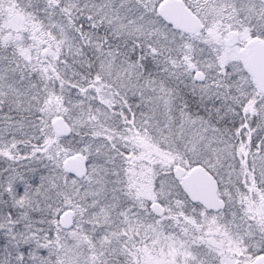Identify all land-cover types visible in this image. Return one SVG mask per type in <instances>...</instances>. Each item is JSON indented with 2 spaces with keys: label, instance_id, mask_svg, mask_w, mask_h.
Returning a JSON list of instances; mask_svg holds the SVG:
<instances>
[{
  "label": "snow or ice",
  "instance_id": "6c2138e0",
  "mask_svg": "<svg viewBox=\"0 0 264 264\" xmlns=\"http://www.w3.org/2000/svg\"><path fill=\"white\" fill-rule=\"evenodd\" d=\"M0 264H264V0H0Z\"/></svg>",
  "mask_w": 264,
  "mask_h": 264
}]
</instances>
